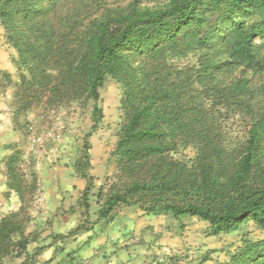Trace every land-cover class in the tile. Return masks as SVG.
Returning <instances> with one entry per match:
<instances>
[{"label":"trees","instance_id":"1","mask_svg":"<svg viewBox=\"0 0 264 264\" xmlns=\"http://www.w3.org/2000/svg\"><path fill=\"white\" fill-rule=\"evenodd\" d=\"M125 1L0 0V25L27 74L17 108L44 97L89 107L80 168L103 119L100 90L108 79L120 90L115 181L94 195L96 218L80 229L135 208L195 218L214 236L247 224L264 232V0ZM80 178L88 216L93 180ZM21 224L16 214L0 220V255ZM226 264H264V238L242 240Z\"/></svg>","mask_w":264,"mask_h":264},{"label":"rangeland","instance_id":"2","mask_svg":"<svg viewBox=\"0 0 264 264\" xmlns=\"http://www.w3.org/2000/svg\"><path fill=\"white\" fill-rule=\"evenodd\" d=\"M105 2L112 7L126 4L125 0ZM20 76L26 78L27 74L0 25V220L16 214L22 223L21 232L10 235L12 246L7 254L0 255V264H37V257L53 244L57 255L64 251L70 254L71 239L87 231L79 225L86 218H96L94 195L115 181L111 152L121 122L118 85L108 79L100 90L103 119L87 139L89 158L80 168L83 140L91 125L89 107L65 103L49 106L44 97L40 106L23 112L14 103ZM81 173L93 180L88 216L82 214L78 203L85 185ZM10 174L19 182L23 198L11 186ZM148 219L149 230L139 231L138 242L130 244L135 246L131 258L122 264H165L174 256L178 260H169L171 263L226 264L242 240L264 238V232L253 224L214 236L207 224L195 218ZM90 223L84 221V225ZM76 227L77 233L69 234Z\"/></svg>","mask_w":264,"mask_h":264},{"label":"crops","instance_id":"3","mask_svg":"<svg viewBox=\"0 0 264 264\" xmlns=\"http://www.w3.org/2000/svg\"><path fill=\"white\" fill-rule=\"evenodd\" d=\"M149 217L135 208L117 210L110 223L99 222L71 239L72 254L57 255L53 244L37 258V264H122L131 257L139 231H148ZM73 227V225H72ZM130 238V239H129ZM130 257V258H129Z\"/></svg>","mask_w":264,"mask_h":264}]
</instances>
